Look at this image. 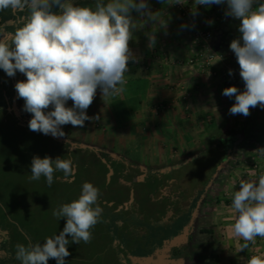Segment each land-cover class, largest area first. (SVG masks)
I'll use <instances>...</instances> for the list:
<instances>
[{"label": "clouds", "instance_id": "clouds-1", "mask_svg": "<svg viewBox=\"0 0 264 264\" xmlns=\"http://www.w3.org/2000/svg\"><path fill=\"white\" fill-rule=\"evenodd\" d=\"M165 2V0H164ZM225 0H195V5L211 6ZM179 3V2H177ZM226 15L240 21V38L232 40L245 90L231 86L223 95L235 96L231 114H250V108L264 107V3L259 0H226ZM254 5H256L254 7ZM27 11L26 19L15 31L0 38V69L9 76L19 71L26 80L15 85L18 97L25 101L24 110L32 114L29 129L44 135L63 137L61 126L84 125L90 119L86 110L93 103L97 88L105 100L125 92L128 63L134 59L129 48L136 30L132 12L147 16L161 25L159 12H151L146 0H95L94 7L75 4L73 0H0V10ZM195 15V12L193 13ZM155 44L154 35L149 37ZM232 72L229 70V75ZM73 106H66L67 101ZM52 106L51 111H45ZM264 158V147L256 150ZM74 176L71 159L35 156L31 162L30 180L42 176L48 186L54 182V172ZM234 192L232 208L237 213L232 234L245 243H255L264 237V174L258 180L240 181ZM100 190L84 182L79 197L65 203L52 214L58 220L66 218L59 235L46 237L45 243L17 244L15 258L21 264H48L49 258L65 264L72 242L89 243L90 231L101 221L103 209L98 203ZM248 264H264V257L252 256Z\"/></svg>", "mask_w": 264, "mask_h": 264}, {"label": "crops", "instance_id": "crops-1", "mask_svg": "<svg viewBox=\"0 0 264 264\" xmlns=\"http://www.w3.org/2000/svg\"><path fill=\"white\" fill-rule=\"evenodd\" d=\"M146 2L151 12L160 13L158 19L165 21V24L153 22L147 19L146 15L133 13L138 23L133 32V39L129 41L134 59L128 63L125 92L120 96L110 97L105 102L101 89L97 88L93 103L86 110V114L89 117L99 116V119L87 120L82 127L62 125L63 132L81 134L82 137L77 140L76 146H91L92 149L111 156L113 160L123 162L127 167L131 166L125 161L128 160V150L135 144L139 149L140 158L137 166L133 165L131 168L137 171L179 170L203 155L206 149L211 150L213 154L210 155L216 156V166L220 167L230 160V156L238 147L244 154V160L236 161V168L240 167L246 171L245 180H258L259 176L264 174V158L260 157L256 150L264 147V144L254 139V135L261 131L251 130L250 126L253 120L255 121L256 112L260 113V121L255 122L264 124V107L257 105L250 108V114L242 120V130L245 129L247 134L242 130L237 132L234 124L243 114H231L229 110L236 102L235 96L230 98L222 93L225 88L231 86L237 87L241 92L245 88L228 84L223 78L205 72L198 67V60L193 65L186 64L185 61L190 58L197 59L199 54L189 50L187 41L191 31L186 23L180 22L178 9L171 0ZM261 3H264V0H261ZM239 25L240 23H236L231 30L227 24L219 23V27L215 29L216 43H223L222 38L228 35V38L232 37L229 42L238 39ZM152 35L155 37V44L149 46V37ZM224 43L225 46H230ZM214 65L219 71L222 68L240 69L232 50L218 52ZM22 78V81L26 80L24 74ZM24 104L25 101L21 98L17 107L19 105L24 110ZM66 106L72 107L73 101L68 100ZM51 110L52 106H49L45 111ZM24 113L32 115L25 110ZM206 124L210 127L215 125L217 132L210 134L212 130H208ZM213 138L218 140L219 144L208 142ZM233 139L235 141L232 144ZM86 140L88 142L85 143ZM215 148L221 154H215ZM222 158L224 159L221 160ZM239 184L240 181L231 185L227 182L228 191L225 187L221 189L224 193L213 201L210 214L205 213L201 217L208 221L206 218L211 215V226L207 227L213 229L215 236L219 231L221 241L216 244L218 253L215 260L223 259L222 250L234 252L227 257L230 262L224 261L225 264H248V260L254 255L264 257V237L257 236L255 243L247 242V249L240 250L245 241L232 234V225L237 216L232 208V201L234 192L240 188ZM172 215L173 212H170L167 218ZM213 250L215 251V247Z\"/></svg>", "mask_w": 264, "mask_h": 264}, {"label": "rangeland", "instance_id": "rangeland-1", "mask_svg": "<svg viewBox=\"0 0 264 264\" xmlns=\"http://www.w3.org/2000/svg\"><path fill=\"white\" fill-rule=\"evenodd\" d=\"M81 1L73 0L78 5H80ZM171 2L179 11L181 23L187 24L186 20L188 18L181 14L180 7H188V9L191 8L190 18L196 20L203 30L210 32V38L204 46L202 43L195 42L194 31L188 27L191 31L187 41L189 50L199 54L200 60L208 54L216 56L218 52L231 51L230 46H225L224 42L230 45L229 39L232 37L228 38L229 35L224 36L221 40V42H224L218 43V45L215 35V29L219 27L221 22L230 26V28L236 23H240L238 19L230 15L226 17V0L222 4H213L207 7L195 5V0H171ZM259 2L261 3V0ZM11 10L10 8L6 9L7 12ZM219 10L225 15L224 17L218 14ZM194 12L195 15L193 14ZM26 13V11L19 12L18 18L22 19V16ZM218 18L221 19L218 20ZM137 23L138 19H136ZM5 26L10 33H13L16 29L15 25L10 26L8 21ZM239 37L240 34H238L237 38ZM189 60L185 61V63L189 65L195 63H190ZM200 60L197 64L198 67L205 72H209L210 67L203 69ZM215 60L216 57L212 61V68L218 69L214 65ZM229 69L240 70L235 67L222 68L221 71ZM209 73L212 76L223 78L221 74L214 75L211 72ZM241 87L245 88V85H241ZM18 100H21V98H18ZM19 108L18 105L19 114H23L24 110ZM24 115L28 119L29 115L25 113ZM259 116V112L254 114L255 121H260ZM240 117V120L234 124L237 132H241L243 126L244 115ZM15 118L7 116L5 117V122H0V221L8 230H11L12 238L18 244L27 245L29 241L43 244L46 237H51L55 234L59 235L66 224V218L61 217L58 220L53 216L52 211L62 204L70 203L77 199L84 182H90L100 190L98 203L103 209L101 221L90 230L92 239L89 243H84L83 241L80 244L74 243L70 235L66 237L69 240L67 248L70 255L65 257V264H115L116 259L122 258L125 248L130 247L133 255L143 254L145 243L158 240L162 231L171 232L172 228L165 229L162 223H159L157 219H153L157 216L158 210L153 208L151 199L147 195L152 190L149 182L132 180L133 175H135L134 172L137 170L131 168V166H137L136 164L140 158L139 149L137 146L135 147V144L130 146L126 156L128 160H125L130 163L131 166H128V168L132 172L117 179V171L122 166L126 167L123 162L120 161L117 165L111 166L106 162L107 155L97 151V149H92L91 146L86 148L83 145L79 147L71 145V147L65 143L69 140L73 144L78 143L77 140L81 139V134L76 132L73 134L66 133L62 137L64 141L44 135L41 132L31 131L29 127L17 124ZM31 118L32 115L29 116V121ZM0 119H3L2 115H0ZM255 121L253 120L250 126L251 130L259 129L261 131L259 134L257 133L258 143L264 144V124H258ZM206 128L212 130L210 133L212 135L217 132L215 125L210 127L209 124H206ZM208 142L210 144H219V141L214 138ZM221 144L223 145L222 141ZM92 150L96 151L95 154L92 153ZM213 150L215 154H221L217 148ZM210 151L206 149L202 153L203 155L197 156L198 158H195L187 165H181V170L179 169V171L177 170L174 173L177 176L179 174V182L186 193L195 186L205 189V194L200 202L199 210L193 223L192 232L199 241L214 239L218 243L221 241L218 235L219 231L217 236L213 235V237L200 232L201 226H211V215L206 218L208 221L201 219V217L205 213L210 214L214 205H212V202L204 206L202 202L207 199L206 195L214 197L213 201L215 202V198L221 196L223 192L221 189L225 187L226 191H228L227 182L231 185L235 181H241L245 178L246 171L240 167L237 169L235 166L236 161L244 160V154L241 153L242 150L240 148L237 147L236 152L230 156V160L225 161L220 167L219 165H217L218 167L216 166L217 161L214 160L216 156L210 155ZM35 156L40 158L48 156L53 160L57 157L71 159L76 169L75 174L66 178L62 171H56L54 172V182L51 186L47 185L43 176L39 180H30L31 162ZM160 194L158 192L154 197L158 198ZM128 202L131 203L126 205ZM132 230H139V232L144 233L140 236H132ZM118 245H120L122 251L118 252L115 250ZM13 250L15 253L16 247ZM124 252L127 253L126 251ZM232 254H234L233 251L225 252L222 250L223 259L220 260V264H225L224 261L226 263L227 261L230 262L227 257ZM48 264H57V262L55 259L49 258Z\"/></svg>", "mask_w": 264, "mask_h": 264}, {"label": "flooded vegetation", "instance_id": "flooded-vegetation-1", "mask_svg": "<svg viewBox=\"0 0 264 264\" xmlns=\"http://www.w3.org/2000/svg\"><path fill=\"white\" fill-rule=\"evenodd\" d=\"M92 1L93 0H82L81 3L85 2V4H90ZM13 12L16 15V20L10 19L8 20V24L10 23V26L15 25L14 27L17 28V26L21 25V21L26 19L27 13L22 16V19H20L18 18L19 11L13 10ZM0 33V38H3V35L11 34L10 31L6 30V28L2 29ZM12 105L13 103L9 109L12 108ZM23 119L29 121L25 117H23ZM70 141L71 140L67 141L69 146H71ZM74 146L76 145L74 144ZM176 171L177 169L160 171L140 170L134 175L133 179L134 181L142 180L149 182L151 189L157 188L158 192L161 193L158 198L154 197L156 192H148L147 195L151 199L153 208H165V213L162 216L161 221V223L165 226V229L174 227L179 220H181L188 213L195 197L202 189V187L195 186L189 190L188 193H186L179 182V174L177 176L176 173H174ZM129 172H132V170L127 168L122 173V176L129 174ZM201 201L202 199L197 202L196 207ZM193 211L191 212V216ZM170 212H173V215L168 219L167 216ZM153 219H155V217ZM182 230H177L176 233L167 238L169 240L166 238L163 239V242L159 246L154 240L145 243L144 253L139 255L136 254L137 256L131 253L130 247H127V249L124 247L126 249H124V251L127 253L123 251L122 258L116 259L115 264H220V261L215 260L216 254L214 253L213 247L207 246L206 248H201L196 245L199 243V240H197V238L193 235L192 228L186 239L182 240L170 250H166L165 248L168 246L169 241L173 237L179 235ZM131 232L132 236H140L144 233L139 232V230H132ZM190 237H192V240ZM17 244L18 242L14 241L12 238L11 230H8L7 227H5L0 221V264H20V262L15 258V253L13 252V248H15ZM115 250L118 252L122 251L120 249V245H118L117 248L115 247Z\"/></svg>", "mask_w": 264, "mask_h": 264}, {"label": "trees", "instance_id": "trees-1", "mask_svg": "<svg viewBox=\"0 0 264 264\" xmlns=\"http://www.w3.org/2000/svg\"><path fill=\"white\" fill-rule=\"evenodd\" d=\"M94 4H95V0H93L92 3H90V4L89 3L85 4V2H84V3H81L80 5L81 6H86L87 5V6L94 7ZM133 13H136V12L133 11L132 12V16L134 15ZM133 18H135V16H133ZM10 19L16 20V15L14 14L13 10H11L10 12H7L6 9L0 10V31L2 29L6 28L5 25H6L7 21L10 20ZM22 77H23V73H20L19 71L16 72L15 76L9 77L4 72L3 69H0V115L3 116V119H0V122H2V123L6 121L5 117H7V116L10 117V118L11 117L15 118L17 116V115L15 116V112L12 109H9V107H11L13 98L15 96V91H16L15 85H16V83L18 81H22V79H23ZM23 117H25V115L20 113V115L15 118V122L17 124L21 125V126L29 127V121L24 120ZM242 131H245V129H243ZM245 134H247L246 131H245ZM254 139H255V141H258V136L254 135ZM234 141L235 140L233 139L231 141V143L233 144ZM255 141H251V142L254 143ZM65 143H67V142H65ZM92 153L95 154V151L92 150ZM224 158H222L221 160H223ZM106 162H107V164H109L111 166L117 165L119 163V161L113 160L111 158V156H109V155H107V157H106ZM127 168H128L127 166L126 167L122 166V168L117 171V174H116L117 179L121 178L122 173ZM137 172H139V171H135L134 174H136ZM133 179H134V175H133L132 180ZM149 192L158 193V189L157 188H153ZM203 194H205V189L204 188H202L201 191H199V193L195 197V200H194L193 204L189 208L187 216L183 217L181 220H179V222L174 227H172L171 233L170 232L166 233V232H163V231L161 232L160 236L158 237V240L155 241L158 246L163 242V239H165V238L167 239V238L171 237L172 234L177 232V230H182L183 227L185 225H187V223L191 219V212L194 210V208L196 207L197 202L201 199ZM206 196H207V199L203 200V202H202V204L204 206L208 205V203H212L213 200H214L213 199L214 197L209 196V195H206ZM216 199L217 198H215V200ZM157 210H158L157 213H156L157 216H155V219H157L158 222L161 223L162 216L165 213V208L164 207H157ZM200 232L208 234V235H210L212 237L214 235L213 229L211 227H207V226H202L200 228ZM190 239L192 240V237H190ZM167 240H169V239H167ZM216 244H217L216 240H214V239L211 240L210 239L209 241H202V242L199 241V243H197L196 245L198 247H201V248H203V247L206 248L207 246H210V247H213V248L215 247L214 253L216 254V253H218V252H216L217 251L216 250L217 249Z\"/></svg>", "mask_w": 264, "mask_h": 264}, {"label": "built area", "instance_id": "built-area-1", "mask_svg": "<svg viewBox=\"0 0 264 264\" xmlns=\"http://www.w3.org/2000/svg\"><path fill=\"white\" fill-rule=\"evenodd\" d=\"M190 9H188V7H180L181 10V14L185 17L188 18V20H186L188 27L191 28L194 31V37H195V42H199L202 43V45L205 46L206 42L208 41V39L210 38V32L203 30L201 28V26L197 23L196 20H193L191 17V12ZM218 14H220V16L222 15L223 17L225 16L223 13H221V11L219 10ZM190 15V16H189ZM229 15H227L226 17H228ZM215 55H210L208 54L206 57H204L202 60L199 59V57L195 60V59H190L189 62L190 63H194L197 60L201 62V66L203 69H207L210 67L209 72H211L214 75H220L224 78V80L226 81V83L231 84V85H245V82L243 81V79L240 76V70H231L232 74L229 75V70H223V71H219L215 68H212V61L215 58Z\"/></svg>", "mask_w": 264, "mask_h": 264}, {"label": "water", "instance_id": "water-1", "mask_svg": "<svg viewBox=\"0 0 264 264\" xmlns=\"http://www.w3.org/2000/svg\"><path fill=\"white\" fill-rule=\"evenodd\" d=\"M17 99H18V94H17V91H15V96H14V98H13V105H12V108H10V109H12L14 112H15V114L17 115V116H19L20 114H19V110H18V107H17ZM49 136H51V137H53L51 134H49ZM53 138H56V139H61V140H64V139H62V137H53ZM65 141V140H64ZM67 142V141H66ZM75 144V143H74ZM73 143H70V145H74ZM83 147H85L84 145H83ZM112 171V170H111ZM111 173V172H110ZM204 195V194H203ZM203 198V196L201 197V199ZM129 203H131V202H128V203H126V205H128ZM199 205H200V202L198 203V205H197V207L194 209V211H193V213H192V216H191V219L189 220V222L187 223V225H185L184 227H183V230H182V232L179 234V235H177V236H175V237H173L170 241H169V243H168V246L165 248L166 250H170L172 247H174V246H176L178 243H180L182 240H184V239H186L187 238V236H188V234L190 233V230H191V228H192V225H193V223H194V221H195V217H196V215H197V213H198V207H199Z\"/></svg>", "mask_w": 264, "mask_h": 264}]
</instances>
